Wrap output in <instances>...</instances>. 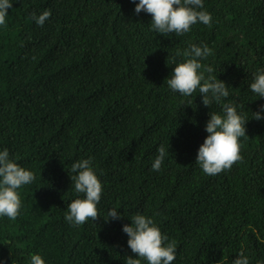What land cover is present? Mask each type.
<instances>
[{
	"label": "trees",
	"instance_id": "trees-1",
	"mask_svg": "<svg viewBox=\"0 0 264 264\" xmlns=\"http://www.w3.org/2000/svg\"><path fill=\"white\" fill-rule=\"evenodd\" d=\"M11 3L0 26V151L35 179L17 190L18 217H0V264H31L33 254L45 264H125L137 257L122 228L138 213L176 242L172 264H232L240 253L264 264V118L253 116L264 98L250 90L264 73V0H203L212 22L180 36L152 31L131 0ZM46 10L42 27L30 19ZM191 45L212 52L198 71L229 87L209 108L198 90L185 97L167 85ZM228 102L247 121L242 159L208 176L197 153L209 113ZM161 146L169 152L152 171ZM82 159L102 184L99 219L72 226L67 205L84 195L71 167ZM113 208L122 219L105 222Z\"/></svg>",
	"mask_w": 264,
	"mask_h": 264
},
{
	"label": "clouds",
	"instance_id": "clouds-1",
	"mask_svg": "<svg viewBox=\"0 0 264 264\" xmlns=\"http://www.w3.org/2000/svg\"><path fill=\"white\" fill-rule=\"evenodd\" d=\"M135 6V13L142 11L151 15V30L167 36L175 34L180 36L190 31L197 23L210 25L212 16L204 9L203 0H131ZM12 8L11 0H0V26L6 24L8 10ZM51 16L46 10L39 16L31 14L30 19L38 26H43ZM184 55L189 57L174 67L171 78L167 79L169 89L174 93L190 97L197 90L202 97V104L210 107L213 102L220 103L229 97L228 86L217 77L209 75L205 78L200 72V60L212 55L207 45H191ZM208 73L213 69L208 67ZM203 81V83H201ZM250 90L264 98V73L254 75ZM223 114L209 113L210 119L205 125L208 133L204 143L199 147L196 162L202 172L208 176H215L230 170L232 166L242 159L240 155L239 139L246 136V120L237 113L232 102L222 104ZM264 105L253 113L255 120L264 117ZM158 155L152 163V171H159L169 149L161 146L157 149ZM70 177L74 191L83 194V199H75L65 212V221L72 226L83 225L91 219H99L97 205L101 200L102 184L97 178L91 159H82L72 164ZM34 174L19 166L10 159L9 151H0V217L15 220L20 212L22 201L18 189L32 183ZM122 219L115 208L107 212L105 222ZM131 225H124L122 231L128 236V247L137 258L125 257V264H172L176 259V242H168V237L162 235L160 229L151 218L142 214L131 217ZM31 264H45L39 254L30 256ZM232 264H249V259L243 253L232 261Z\"/></svg>",
	"mask_w": 264,
	"mask_h": 264
}]
</instances>
